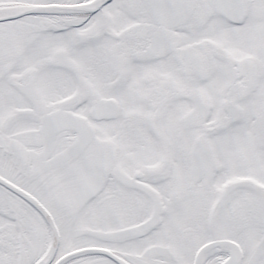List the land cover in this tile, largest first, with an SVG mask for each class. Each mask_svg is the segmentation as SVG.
<instances>
[{"label":"snow or ice","instance_id":"1","mask_svg":"<svg viewBox=\"0 0 264 264\" xmlns=\"http://www.w3.org/2000/svg\"><path fill=\"white\" fill-rule=\"evenodd\" d=\"M0 264H264V0H0Z\"/></svg>","mask_w":264,"mask_h":264}]
</instances>
